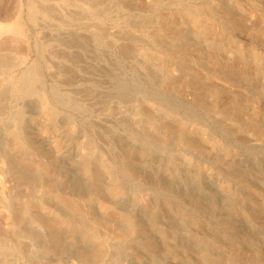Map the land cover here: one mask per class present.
<instances>
[{"label": "rangeland", "instance_id": "374dc122", "mask_svg": "<svg viewBox=\"0 0 264 264\" xmlns=\"http://www.w3.org/2000/svg\"><path fill=\"white\" fill-rule=\"evenodd\" d=\"M0 264H264V0H0Z\"/></svg>", "mask_w": 264, "mask_h": 264}]
</instances>
